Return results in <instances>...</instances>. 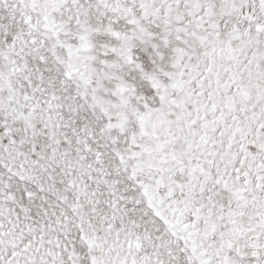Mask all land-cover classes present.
Returning <instances> with one entry per match:
<instances>
[{"label":"snow or ice","instance_id":"obj_1","mask_svg":"<svg viewBox=\"0 0 264 264\" xmlns=\"http://www.w3.org/2000/svg\"><path fill=\"white\" fill-rule=\"evenodd\" d=\"M0 264H264V0H0Z\"/></svg>","mask_w":264,"mask_h":264}]
</instances>
